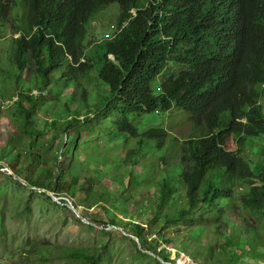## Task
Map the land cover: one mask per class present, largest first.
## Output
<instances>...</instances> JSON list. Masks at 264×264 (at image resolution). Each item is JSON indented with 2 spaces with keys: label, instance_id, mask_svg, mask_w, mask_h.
<instances>
[{
  "label": "trees",
  "instance_id": "1",
  "mask_svg": "<svg viewBox=\"0 0 264 264\" xmlns=\"http://www.w3.org/2000/svg\"><path fill=\"white\" fill-rule=\"evenodd\" d=\"M112 5L116 25L92 42V23ZM6 24L12 36L0 51V118L12 103L17 134L0 159L25 153V170L52 179L49 190L82 194L88 210L108 203L99 208L109 221L166 262L162 244L194 264H264V0H0V33ZM171 63L184 70L156 92ZM68 88L75 93L63 94ZM44 93L65 119L39 123ZM175 106L190 115L189 138L171 140L164 128L141 132L133 122ZM49 133L61 139L57 172L39 164L52 153ZM117 134L138 143L119 161L92 141ZM149 142H170L165 166L148 161ZM85 171L91 178L79 175ZM138 195L149 212L127 206ZM59 249L40 244L41 261L57 253L102 261L100 248Z\"/></svg>",
  "mask_w": 264,
  "mask_h": 264
},
{
  "label": "rangeland",
  "instance_id": "2",
  "mask_svg": "<svg viewBox=\"0 0 264 264\" xmlns=\"http://www.w3.org/2000/svg\"><path fill=\"white\" fill-rule=\"evenodd\" d=\"M118 5L110 6L106 11L98 16L92 23L90 34L91 41L94 43L102 42L107 39L112 32V28L116 25L118 16ZM117 13V14H116ZM12 32L9 25H4L3 32L0 33V51L10 43ZM18 38L19 36H14ZM5 38V40H3ZM183 67L175 63H171L167 73L160 77L159 82L155 84V91H160L159 84L163 79L169 76H178ZM2 75V71H0ZM29 74L25 73L23 78L28 80ZM75 93L74 88L64 90L63 94L70 95ZM36 96L38 91H34ZM50 93H44L40 99L38 107L39 123L44 124L45 121L51 122L52 119H65L67 117L64 112H56L54 102ZM264 104V99L262 100ZM76 105H74V108ZM6 112L0 118V151L12 142L17 132L15 125L11 122L10 116L13 114V104L5 105ZM190 115L184 110L173 107L169 111L157 110L155 113L147 114L142 120H133L134 124L139 127L141 132H145L150 128H164L170 135L171 140L186 139L193 135ZM51 132V130L49 131ZM49 133L44 140H49L51 155H43L39 164H45L49 169L57 172L58 163L61 158V139H54ZM103 146V150L107 151V155L119 161L125 157L129 149L138 146L137 140L130 136H122L117 134L114 138L98 137L92 141H98ZM148 151V161L156 164L163 163V158L171 156L170 142L164 148H158L153 142L145 145ZM34 155H39L36 149ZM105 153H98L103 155ZM182 154H177L176 160H180ZM26 154L22 153V157L15 158L12 161L0 159V264H85L80 262H72L64 256L57 253L56 259L51 262H43L38 254L40 244L48 243L55 250L62 252L61 247H77V248H100L103 256L101 264H194L191 260L183 257L177 258L176 252L167 249L165 244L158 248L157 252L168 250L166 258L170 261H164L154 252L147 251L141 242L127 232L124 227L111 223L106 217V213L99 208L100 205L107 206L108 203L103 202L97 208L88 210L80 202L82 194L78 193L76 197L70 195L69 192L58 193L59 191L49 190L52 179L39 177L38 171H27L25 167L27 162ZM85 158H80L84 160ZM28 161V159H27ZM39 161V160H38ZM113 163L107 165L110 173L113 169ZM108 173V175H109ZM82 178H91L92 173L83 172L79 174ZM63 181L64 179L61 178ZM111 180L107 179V185ZM128 180H125L127 183ZM95 181L90 179L87 182V192L93 193ZM245 189V188H243ZM127 194V193H126ZM86 195V194H85ZM94 196V194L92 195ZM140 195L127 203L131 209L137 208L139 212L147 213L148 208H144L137 200ZM109 208V207H108ZM118 220L123 221V216L116 214ZM178 229L189 230L190 223L187 225L178 224ZM193 236L197 238L198 232L193 231ZM151 242V240H149ZM153 246L155 241L151 243ZM159 259L161 262L156 261ZM181 259V260H180Z\"/></svg>",
  "mask_w": 264,
  "mask_h": 264
},
{
  "label": "water",
  "instance_id": "3",
  "mask_svg": "<svg viewBox=\"0 0 264 264\" xmlns=\"http://www.w3.org/2000/svg\"><path fill=\"white\" fill-rule=\"evenodd\" d=\"M134 237V236H133ZM135 239L139 240L137 237H134Z\"/></svg>",
  "mask_w": 264,
  "mask_h": 264
}]
</instances>
